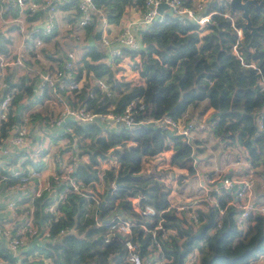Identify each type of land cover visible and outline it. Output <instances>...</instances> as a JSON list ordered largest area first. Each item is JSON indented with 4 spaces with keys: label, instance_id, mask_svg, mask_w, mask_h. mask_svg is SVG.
<instances>
[{
    "label": "trees",
    "instance_id": "obj_1",
    "mask_svg": "<svg viewBox=\"0 0 264 264\" xmlns=\"http://www.w3.org/2000/svg\"><path fill=\"white\" fill-rule=\"evenodd\" d=\"M96 3L103 9L108 24H119L127 7L141 11L144 0H96ZM207 8L215 12L211 13V20L204 26L165 11L161 19L157 17L139 30L140 46L137 49L121 48L120 57H114L113 63L122 57H128L130 62L133 60V71L138 81L114 75L111 62L104 60L106 53L101 40H96L92 33V41L82 53V65L75 67V77L79 80L82 70L86 75L91 72L95 78L107 82L110 94H105L93 83H82L79 92L75 93L79 96L76 103H83L97 113L121 112L131 101L141 98L144 108L137 118L170 113L185 120L191 117L195 124L196 120L202 119L207 108L213 107V116L207 120L212 134L225 143L245 147L251 164L259 166L264 154V129L256 127L254 118L264 104V10L249 6L251 23L258 26L257 30L263 34L261 37L252 35L244 27L240 12L232 10L225 0H210ZM229 16H233V21ZM86 27L95 30L94 23ZM238 28L242 31L240 39L237 38ZM6 42L8 38L0 32L1 52L6 51ZM234 45L238 55L233 50ZM136 56H139L138 60ZM32 79L19 81L13 91L12 104L23 95L29 96L34 92L36 80ZM12 89L10 85L5 86V92ZM89 91L92 96L88 95ZM189 108L191 116H187ZM15 120L16 115L10 114L8 120L3 121L1 137L5 135V127H10ZM65 125L72 129L79 154L87 156V161L76 164L74 171L85 185L95 190L94 182L102 176V165L112 160V165L105 168L104 177L111 181L116 178L117 171L121 175L130 172L132 177L119 182L136 184L143 190L112 187L103 207H95L93 214L88 211V206L94 201L86 195L69 194L59 204V213L56 214L44 211L49 197L32 199L37 223L51 219L47 222L51 225L49 239L42 244L37 243L35 249L42 256L49 257L52 264L123 262L126 252L124 239L114 233L111 227L114 220L106 215L119 199H126L121 204L130 209L128 199L138 193L142 195V203L152 204L159 212L153 216L152 222L134 210L130 214L119 213L123 217H134L133 237L142 245V252L147 251L149 237L142 234L140 223L153 225L161 220L164 226L176 230L162 242L165 264H184L186 255L193 249L199 253V261L194 264H252L251 261L264 252V215L247 217L244 227L239 228L233 218L235 210L228 208L222 216L221 226L209 232L216 224L213 207L197 211L200 225L196 230L175 210H164L170 204L171 187L163 180L162 173L141 174L143 161L171 149L169 163L193 173L191 142L151 124L111 129L108 128L110 123L67 120ZM34 168L40 169L38 165ZM256 175L264 179V172ZM6 176L0 185L9 186L19 180V176L8 173ZM223 198H218L219 202H224ZM261 203L264 204V200ZM182 221L187 223L186 226H182ZM60 228L66 232L59 234ZM0 257L12 264H43L42 260L27 257L17 260L1 239Z\"/></svg>",
    "mask_w": 264,
    "mask_h": 264
},
{
    "label": "built area",
    "instance_id": "obj_2",
    "mask_svg": "<svg viewBox=\"0 0 264 264\" xmlns=\"http://www.w3.org/2000/svg\"><path fill=\"white\" fill-rule=\"evenodd\" d=\"M228 2L229 0H225ZM165 3L167 8L157 10V5ZM70 5L71 21L67 22L66 27L72 28L74 25L87 26L95 24L97 30H101L100 40L105 47L106 56L104 60L113 64L114 57H120L121 48L127 47L137 49L140 46L139 30L148 25L151 21L162 18L165 11H170L173 15L186 17L197 22L200 26H204L211 20V13L215 10L206 9V4L203 0H144L143 8L138 18L140 28L134 31L130 24L122 26L118 31L109 34L107 30L108 23L105 18L103 9L97 5L96 0H0V13L5 9L13 8L17 15L11 16V22H15L16 30L18 31L21 41L18 44L16 51H7L5 53L0 51V80L5 84L4 74L2 70L9 65H29L32 58H37L42 55V48L47 44L46 37L50 36L55 28L56 12L60 6ZM193 12V16H188L183 13V10ZM36 14L42 15L44 22L39 26L34 19H29ZM228 16V14H225ZM233 21V16H229ZM203 21V23H201ZM237 38L240 39L242 31L237 29ZM234 52L235 45L233 46ZM238 55V54H237ZM240 57V56H239ZM75 55L72 51H66L62 59L61 65L51 63V67L41 74L37 81L35 88L36 93L34 97H40L45 90L63 89L67 92L75 94L79 92L81 84L80 80L76 79L75 73ZM102 92L109 95V87L107 82L102 78H95L92 82ZM5 92L0 98V120L6 121L12 113V98L13 91ZM88 95L92 96L89 91ZM63 106L59 113L50 118H45L42 121L49 126L64 125L65 129L71 134L72 129L65 125L67 120H73L79 123H89L98 121L104 124L110 123L115 127H131L136 124H151L154 127L166 129L172 133L180 135L182 138L190 142V137L195 129V120L193 118L184 120L181 117L175 118L170 113H163L160 116H150L144 118H137L140 110L144 108V103L141 98L131 101L127 104L123 111L112 112L106 111L97 113L87 108L83 103L71 104L63 100ZM108 117H112L109 122ZM18 121L17 117L14 123L10 124L9 128H14V133L11 135L8 146L3 145L5 137L0 136V184L7 176H19L16 183L10 184L8 187L12 190H28L31 199L41 198L43 196L49 197L50 201L44 207V211L59 213L58 206L62 203L69 194L86 195L93 199V204L97 208L100 205V197L97 196L95 190L103 185V178L101 176L99 181L94 182L95 190L85 185L75 174L76 156H72L70 161L64 163L63 168L47 178L44 181L39 179L41 171L32 167L31 169H24L19 163L20 158L24 159V148L27 146V125L30 122V115L28 113L22 114ZM256 127L264 129V104L261 110L255 114ZM208 125V124H207ZM15 150L16 165L4 167L2 159L9 152V148ZM110 161V160H108ZM112 161V160H111ZM107 162V161H106ZM102 168V167H101ZM4 171V172H3ZM254 171L252 168L247 169L241 174L231 175L222 174L207 182H199L197 185V193L189 196L181 204H173L169 199V205L164 210H175V212L182 218H186L193 230H196L200 221L198 220L197 211L201 210L202 205L204 209L208 210L213 207L216 211V224L209 232L214 231L221 226L222 216L228 208L234 209V221L239 228L244 227L247 217L253 214L264 215V204L258 202L253 196L254 185ZM114 182L111 181V187H114ZM224 197V202H219L218 198ZM132 210L134 212L146 216L149 222H152L154 215L159 213L155 207L150 203H142L141 193L130 197ZM10 207H14V202H9ZM186 209L185 215H181L177 210ZM128 217V218H126ZM123 217L119 212L110 215L111 220H114L111 227L114 233L122 236L126 252L124 254L123 262L117 264H165L166 257L161 252L162 242L168 240L171 234H175L176 230L164 226L161 220L156 221L153 225L140 223L142 234L149 237L147 251L142 252V245L133 237L132 225L133 220L130 215ZM162 219V218H161ZM187 223L182 221V226ZM51 225L43 224L36 225L34 223V206L28 211V218L17 227L15 232L0 223V236L4 237L6 248L9 252L16 256L17 252L26 245L30 238L39 237L46 240L50 237ZM66 232L64 228L59 229V234ZM43 264H52L49 257L40 256ZM199 261V253L197 249L188 252L184 264H194ZM259 261H261L259 263ZM252 264H264V252L256 256ZM0 264H12L0 257Z\"/></svg>",
    "mask_w": 264,
    "mask_h": 264
},
{
    "label": "crops",
    "instance_id": "obj_3",
    "mask_svg": "<svg viewBox=\"0 0 264 264\" xmlns=\"http://www.w3.org/2000/svg\"><path fill=\"white\" fill-rule=\"evenodd\" d=\"M203 1L208 11L207 5L210 0ZM216 1L221 2L222 0ZM70 7V5L60 6L57 10L55 28L51 35L46 37L47 44L42 48V55L40 57L32 58L27 66L9 65L2 70L5 84L0 80V98L5 92V86H18L19 81L22 79L24 81H29L30 78H33L37 83L41 74L51 67V63L59 66L61 65L60 60L63 59L66 51H72L74 53V59L78 67L82 65V53L84 52L85 46L92 41V33L94 34L97 30V26L95 25V30H88L86 26L78 25L67 28V22L71 21L69 12ZM13 15H17L16 10L13 8L5 9L0 13V32L8 38V42L5 43V52L16 51L21 41L20 35L16 30L15 22H11L10 20ZM139 15L140 12L138 9L131 6L127 7L119 24H108L106 31L109 34H113L126 24H130V27L134 31H137L140 28L138 24ZM43 18L44 17L40 14L31 17V19H34L33 22L39 26L43 25ZM125 59H128V57H122L121 64L122 62L125 63ZM114 75L119 77L116 70H114ZM134 75H137L135 71L132 72L133 77H135ZM94 79L95 77L93 74L90 72L86 75L85 70H82L81 75H79L81 85L86 82L92 83ZM35 93L36 88L31 95H23L21 99L12 104L11 111L16 115V121L20 119L18 116L20 117L24 113L30 115V122L27 125V146L23 150L25 158H20L18 163L26 170L38 165L41 171L39 179L44 181L49 178V176L58 173L63 168L64 163L70 161L72 156H76V164L86 162L87 156L79 154L75 136L73 137V135L64 128V125L49 126L42 121L45 118L57 115L63 106V100L75 104L79 96L60 88L54 89L53 91L47 90L45 94H41L40 97H34ZM187 110V116H191V108ZM214 111L215 109L213 107L207 108L202 114L201 120L207 122V120L213 116ZM202 123L203 122H201L199 126H201ZM2 127L3 121L0 120V134L2 132ZM108 128L115 129V126L110 124ZM208 129L210 130L209 127ZM200 132L203 134L201 135ZM13 133L14 128L5 127L4 146H8L10 137ZM205 135L206 133L204 134L203 129H196L195 127L190 140L193 141L194 144L195 142L197 143L200 137H205ZM211 135L214 136V134ZM214 142L216 144L213 145V147H205L203 149L201 146H197L199 144H194L199 148H196V151L193 149L194 172L190 174L187 169L169 163L171 149H167L158 155L147 157L156 159V157L161 158V156H163V161H158V165L154 163L151 171L156 174L162 173L165 183L170 185V187L172 186L169 199L173 204L182 203L180 200L181 197H184L186 200L189 196H193L197 193V185L199 182H207L209 179L218 176L219 173L238 175L249 168H252L253 171L258 170L256 174L264 172V168H262V165H264V154L260 160L262 165L253 166L245 147L233 143H226L224 145L225 142L220 141L216 136H214ZM14 152L15 150L10 147L7 155L3 157L2 163L5 164V168L13 166V164L16 165V163H14L16 162V160H14ZM155 164L157 168L164 165L163 172L155 170ZM109 165H112L111 160L104 162L102 168ZM256 174L254 173V175ZM257 180L260 181L258 184L259 187L257 188V185H253V196L258 202H262V200H264V179L256 175L255 181ZM176 184L179 186L174 190ZM257 190L260 191L259 194H255ZM9 202H14V207H10ZM203 206L201 210L204 209L205 206ZM30 208H33V205L28 190H12L8 186L0 185V223L8 226L12 232H15L17 227L28 218V211ZM185 211L186 210H177L181 215H185ZM50 220L49 218V220L37 223L38 220L34 214V223H36V225L40 226L47 224ZM0 239L4 244V237L0 236ZM44 241L45 240L39 237L30 238L26 245L17 252L16 259L22 260V258L27 257L30 260H42L40 257L42 255L35 249V246L42 244Z\"/></svg>",
    "mask_w": 264,
    "mask_h": 264
},
{
    "label": "rangeland",
    "instance_id": "obj_4",
    "mask_svg": "<svg viewBox=\"0 0 264 264\" xmlns=\"http://www.w3.org/2000/svg\"><path fill=\"white\" fill-rule=\"evenodd\" d=\"M136 58H137V60L139 59V56H136ZM122 59V58H121ZM121 61L122 60H119L118 62L116 61V63H113L112 65H111V67H112V69L113 70H116L117 71V73H118V76H119V78H123V79H131V80H136V81H138V77H137V75L135 76V77H133L132 76V72H133V70H134V68H133V65H132V62H133V60L130 62V61H128V59H125L124 60V62L125 63H123L122 62V64H121ZM128 71V72H127ZM129 73V74H128ZM131 74V75H130ZM189 119H191V117H189L188 119H186V120H189ZM185 120V119H184ZM201 122H203L202 124H201V126H199V124L201 123ZM196 126V129H198V128H201V129H203V132H204V134L206 133V135H205V137H200L199 138V140H197V143L195 142L194 144H199V145H197V146H201V148L203 149V148H205V147H213V145H215L216 143L214 142V136L213 135H211L212 133H211V131L208 129V126H207V122L204 120V121H202V120H197V123L195 124ZM211 133V134H210ZM200 134L202 135L203 133H201L200 132ZM190 142L192 143V146H193V149L196 151V148H199V147H197V146H195L194 144H193V141H191L190 140ZM224 142V141H223ZM226 143H224V145H225ZM223 145V144H222ZM220 146V145H219ZM195 151H194V153H195ZM161 156V155H160ZM163 156H161V158L160 157H156V159H153V158H145V160L143 161V164H142V172H145V173H149V172H151L150 170L152 169V165L154 164V163H156L157 165H158V161L160 162V161H163ZM156 164L154 165V169L155 170H157L158 172H161L162 170H163V168H164V165H162V167H160V168H157L156 167ZM161 164H163V163H161ZM262 165V164H261ZM110 166V165H109ZM108 168V166H106V167H103L102 169H103V171H102V178H103V180H104V182H103V185H101V186H99V188H98V190H95V192H96V194H97V196H99V197H101V200L104 198V196L102 197V194L104 193V191H105V188H108L107 187V185L108 186H111V181H113L114 182V180L115 179H113V180H111V181H109V179L107 178V177H104V175H105V171H106V169ZM262 168H264V165H262ZM101 171V170H100ZM163 172V171H162ZM219 172H223V171H219ZM222 174H226V173H219L218 174V176L219 175H222ZM228 174V173H227ZM256 174V173H255ZM156 175V174H155ZM255 176V178H256V175H254ZM217 177V176H216ZM215 177V178H216ZM214 178V177H213ZM212 178V179H213ZM212 179H209L208 181H207V183H209L210 182V180H212ZM259 180H257V181H255V179H254V186H256L257 185V188L259 187L258 186V184H259ZM114 184V183H113ZM264 184V183H263ZM106 186V187H105ZM178 186L179 185H175V187H174V190H176L177 188H178ZM171 189H172V186H171ZM263 191H264V188H263ZM259 194L260 193V191H258L257 190V192H255V194ZM126 199H123L122 201L119 199V200H117V202H116V204H115V206L112 208V209H110L109 210V212L107 213V215H106V217H110V215H112V214H114L115 212H120V213H127V214H130L131 212H132V205L130 206L131 208L130 209H125L123 206H122V204H121V202H124ZM129 200V202L131 203V204H134V203H132L131 201H130V198L128 199ZM180 200H181V202L183 203V202H186L185 201V199H184V197H181L180 198ZM184 200V201H183ZM181 204V203H180ZM203 206V205H202ZM183 210H186V209H183ZM88 211L90 212V213H92L93 214V212L95 211V206H94V204H92L91 203V205H89L88 206ZM261 261H259V263H260Z\"/></svg>",
    "mask_w": 264,
    "mask_h": 264
},
{
    "label": "water",
    "instance_id": "obj_5",
    "mask_svg": "<svg viewBox=\"0 0 264 264\" xmlns=\"http://www.w3.org/2000/svg\"><path fill=\"white\" fill-rule=\"evenodd\" d=\"M228 4L230 5V8L232 10H238L240 12V17L243 19V24L246 29L250 31L252 35L259 34L261 37H263V34L260 33L257 28V25H253L251 23V17H250V9L249 6L253 5L255 9L262 8L264 10V0H229ZM167 8V5L165 3H160L157 5V10L161 11V9ZM101 30L98 29L94 32V38L96 40L100 39ZM8 80V78H7ZM111 122V120H109ZM151 171V170H150ZM152 172V171H151ZM144 172H141V174ZM133 175L130 174V172H126L125 174H120L119 171H117V176L114 180V187H126V188H138L140 192H142L143 188L136 184H126L123 182H119L120 179H124L125 177H132ZM112 187H108L106 190V194L104 198L100 201L99 207H103L106 199L108 198Z\"/></svg>",
    "mask_w": 264,
    "mask_h": 264
},
{
    "label": "clouds",
    "instance_id": "obj_6",
    "mask_svg": "<svg viewBox=\"0 0 264 264\" xmlns=\"http://www.w3.org/2000/svg\"><path fill=\"white\" fill-rule=\"evenodd\" d=\"M185 13H186L188 16H190V17L193 16V12H192V11H188L187 9H184L182 14H185ZM201 23H203V21H201ZM107 119L111 120L112 117H108Z\"/></svg>",
    "mask_w": 264,
    "mask_h": 264
}]
</instances>
